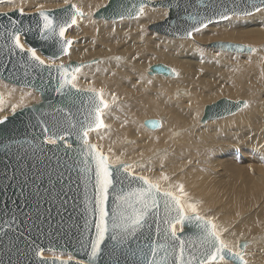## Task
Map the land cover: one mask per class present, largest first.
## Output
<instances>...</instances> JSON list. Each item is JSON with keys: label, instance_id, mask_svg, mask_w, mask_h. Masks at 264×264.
Wrapping results in <instances>:
<instances>
[{"label": "water", "instance_id": "obj_1", "mask_svg": "<svg viewBox=\"0 0 264 264\" xmlns=\"http://www.w3.org/2000/svg\"><path fill=\"white\" fill-rule=\"evenodd\" d=\"M6 1L8 0H0V3ZM253 4L260 9L264 8L259 0H109L108 4L93 16L106 20L135 18L139 16L141 5L160 6L169 10L168 16L159 24H155L154 29L170 37L190 38L197 28H204V24L226 20L222 18L225 15L228 19L233 15L247 16L257 12L252 7ZM73 5L78 8L70 2L54 9L0 11V80L33 89L41 97L38 102H31L0 120L3 122L0 123V229L7 231V235L0 231V264H41V261L45 264H91L89 250L83 245L95 239L98 215L90 212L89 208L95 209L93 201L96 188L94 172L82 171L84 165L81 163L80 151L86 146L77 137L81 125H87L91 120L90 113L94 112L95 104L99 103L100 98L96 97L94 102L90 89L77 86L74 80H71V84H75L74 88L71 84L61 88L64 73L58 69L61 66L67 69L68 78L71 79L85 62L72 60L62 64H50L43 57L57 60L70 53L72 38L67 34L81 17L76 15V23H71L69 12L73 11ZM41 12L50 14L56 23L66 21L70 25L66 27L64 37L57 35L49 40L40 38L39 30L43 25ZM85 16L84 13L82 17ZM15 31L20 32V43L24 45L25 50L35 49L36 54L44 60L43 65L34 61L27 51L21 52L19 48L14 47L10 34ZM189 32L191 35H188ZM62 41H71L64 51H61ZM202 46L239 54H253L257 51L253 46L223 40L203 43ZM150 71L152 74L168 77L176 75L173 69L164 63L152 65ZM243 102L247 101L223 97L208 104L205 106L201 122L234 115L244 108ZM102 109L100 119L103 120ZM151 122H158L159 126L153 127ZM145 125L156 129L161 126V122L159 119H148ZM45 128L50 131L44 132ZM53 133L64 136V140H57L56 144L47 143V137ZM87 139L90 144L96 145L97 151L108 158L110 165H121L112 163L109 156L96 143L90 141L89 136ZM129 173L131 175L124 179L123 184L116 186L115 193L109 190V209L113 205V196L118 194L121 188L128 192L143 186L142 182L133 179L142 175L132 171ZM163 191L169 190L161 189V192ZM37 207L41 220H45L47 216L44 212L46 208L52 209L51 216L46 220L43 232L29 233L25 231V228L31 227L28 217L36 219ZM153 211L155 215H150L146 227L137 233L138 243L137 238L120 243L106 238L101 245L103 253L96 264H138V259L132 252L143 248L149 238L163 242L165 230L169 228L166 221L174 217L175 212H172L171 216L166 215L162 199L159 208ZM13 220L15 223L12 229L8 230L4 222ZM175 227L177 236L199 255L203 249L197 239L199 230L194 223L186 224L183 230L179 224ZM20 232H23V236L16 239ZM26 240L35 241L39 245L40 255L29 250L25 245ZM245 243L247 245L249 241L241 240L239 243L242 249ZM47 252L62 253L70 257L48 255ZM239 253L243 255L246 252ZM225 259L232 264H241L239 260H232L231 257L226 256ZM217 262L221 261L212 263Z\"/></svg>", "mask_w": 264, "mask_h": 264}, {"label": "bare ground", "instance_id": "obj_2", "mask_svg": "<svg viewBox=\"0 0 264 264\" xmlns=\"http://www.w3.org/2000/svg\"><path fill=\"white\" fill-rule=\"evenodd\" d=\"M108 1L109 0H107L106 4L102 7L106 6ZM6 2L12 3L15 7L4 11L14 9L36 11L40 8L43 10L42 7H45L44 9H54L73 2L85 13L86 16L79 17L77 23L68 31V37L72 38L71 54H68L69 56H65V58H60V60H53L46 56L43 57L47 63L50 64L67 63V59L72 55H77L81 58L85 57L87 54L86 49L83 50L84 45L81 44L80 38L86 36L90 37L93 42L106 44L100 45V54L97 53L96 56L88 59L75 60L85 62V64L79 70L80 73L77 72L75 75L76 78L74 81L79 87L84 86L80 83V79L84 72L90 71L92 72L97 85L105 86L104 89L93 88L95 90L98 89L97 91L102 93V98L108 104L107 108L102 109L103 127H105L106 124L104 118L106 119L109 111L113 108L112 106L115 104L119 106L123 103L121 102V97L123 95L125 98L129 99L128 101H131V103L137 106L133 112L128 113V121L124 122L125 127L122 126L124 123H120V121L118 123V121H115L114 124H111L106 129L100 127L93 129L88 133L89 139L94 133H98V135L104 138L102 143H99L100 149L102 150L103 147H105L109 150L106 152L102 151L110 154L109 160L112 163L131 165L129 171L136 174L143 176V174L139 173V169L141 171L149 170L157 163L161 161H170L171 159L174 160L175 157L180 160L176 165L178 167L175 170V173H178L179 169L184 164H188V161L192 158H199L200 160L204 158V162H210L207 157L205 158L208 153L205 154L204 147L207 144V140L205 139L209 140L208 137H211V135L197 136L196 134L201 132V128L198 127L189 132H184L179 137L175 138H171V135L175 134L179 129L189 127L192 123L199 124V121L197 122V120H199L200 116L202 118V110L205 109L203 108L204 101L211 97H215L218 93H225L230 97L236 98L263 96L261 93L262 89H258V85L262 86L264 84V55L260 56L263 59H259L256 55L258 51L253 54L245 53L246 55L239 53L233 54L230 52V54H228L226 52V55L220 57L214 55L212 51L221 54H224L225 52L222 50L218 51L217 49H206V47L204 48L203 46V49L199 48L198 45L196 46L190 39L170 40L168 38H158L155 34L163 35V37H170L165 33L158 32L154 29L155 24H159L168 16L169 10L167 8L155 5H144V14L142 16L139 14V16L135 18L106 20L93 17V15L101 8H99V5L102 3L101 0H8ZM3 3L5 2L0 4ZM126 20L127 22H124ZM249 20H253V22L249 23ZM101 21L108 23L120 21V24L117 23L120 25L119 30L121 33H108V38L104 40L101 39L99 34L95 31V28L100 25ZM126 27L130 28V31L124 32V28ZM148 30L152 32H149ZM192 37L195 39L194 34ZM73 38L75 39V42L73 41ZM154 38L157 39L154 40ZM197 38L202 42L223 40L246 44L253 47L259 45L264 52V8L247 16L233 15L226 20L209 24L208 27L206 26V28L202 29L197 34ZM233 56H241L244 60L240 61V57H237L233 59L238 60H235V62L232 63L223 59H228ZM151 60L162 61L172 65L175 70L172 67L171 68L176 75L174 77H168L161 74L157 75L150 73V67L155 64L154 62H150ZM194 65H199L198 67L200 69L198 67H196V69L195 67L193 68ZM228 69L229 71H226ZM199 70L201 72L203 71V73L209 78H214V80H218V77L222 78L221 81H224L227 86L217 83L216 85L214 84L216 80L213 82V79H202V75L199 77L197 72ZM222 70L224 71L222 74L225 75H223V77L221 75L220 77L219 73ZM216 74H219V76L215 77ZM8 84L0 81V101H2L0 102V120L7 116L4 115V113L10 112L12 114L17 109H20L31 102H38L41 99L40 94L37 95L38 92L37 94L31 92L32 90H30V88ZM183 87L189 88V95H186L187 91L186 89H182ZM30 98L35 99L31 100ZM23 101H25L24 104L19 108H15ZM109 101L112 105H109ZM10 107H13V109L8 111V108ZM244 109L246 108L240 109L239 112ZM10 113L8 115H10ZM161 116L165 117L164 121H162ZM151 117H157L160 119L161 126L158 128L161 129L156 130L157 128L153 129L149 126L146 127L145 122L148 119H151ZM218 120L220 121L221 119ZM254 122L261 127L264 124V113H258L252 108L243 113V115L239 114L235 116L232 122L223 123L220 126L224 129V133L221 134V132H216L213 136L214 146L217 145L215 142L219 141L220 144L217 145L218 147L216 146L217 149L225 145H232L236 148L234 143H239V145L243 143L251 145V141L255 138H263L264 131H258V133L254 132ZM167 148H169L168 151L170 156L166 153ZM152 152L155 153L151 154ZM164 153L166 155H163ZM166 156L168 160H166ZM124 159H132L128 160L132 162L119 161ZM157 169L160 171H157L156 173L146 172L150 175L149 177L147 174L145 175H147L149 179L151 178L153 182H158L161 189L173 191L180 196V194L174 190L162 188L163 186L159 181L161 178L167 177L164 172L168 171L167 169L164 170L163 166L159 164L157 165ZM184 171L186 170L184 169ZM263 171L264 168L258 173H254L255 180H251L246 176L245 178L239 177L240 180L236 179L231 180L230 182L237 185V189L243 190L246 193L251 191L255 193V196H258L260 190H262L261 192H264V189L260 184H252L264 179L262 178ZM182 173H178L180 174V178L178 175L177 179L180 185H183V189L187 191L184 192L187 194L184 200L185 205L191 203L197 205V208L207 205V212L214 213L208 202H204L203 200L200 201L197 198L199 197L198 195L202 197V195L208 194L209 191L206 190L203 192L204 190L202 189L203 191H201V193L198 192L199 194H195L194 196L193 192L195 190L191 187L188 189L186 188L191 182L190 180H187L188 178L192 179L190 177L191 173H186L190 176L182 175ZM166 181L170 183L174 182L173 179L168 177ZM211 195H208L209 197L206 195V200L210 199ZM237 204L238 206H241L239 205L240 202H237ZM186 211L191 213L187 208ZM201 215L204 216L205 214L201 213ZM204 217L213 220L215 223L213 218L208 216ZM263 218L264 206H259V210L249 217L248 224L245 223L246 226L242 225L240 228L239 226L234 228L226 227L227 222L224 219L220 218L219 221L217 220L219 223L217 227L218 231L220 233L223 231L224 234L223 238L222 236H220V238L229 248L236 252L245 251L246 253L243 254L245 261L247 262V259H250V262L246 264H264V259L261 260L259 257L260 253L255 250V248H257L261 250V252H264V234H262L264 233V227H262V224H264V221L262 220ZM178 229H180V226H178ZM242 231H246L252 235H244ZM241 240L249 241L247 247H244L243 249L240 247L239 243ZM47 254L70 257V255L55 252H47ZM222 263L224 264V261H221L220 264ZM228 264L232 263L228 262Z\"/></svg>", "mask_w": 264, "mask_h": 264}, {"label": "snow or ice", "instance_id": "obj_3", "mask_svg": "<svg viewBox=\"0 0 264 264\" xmlns=\"http://www.w3.org/2000/svg\"><path fill=\"white\" fill-rule=\"evenodd\" d=\"M260 4L264 5V0H259ZM256 11L261 9L255 4L252 5ZM73 11L69 12L71 18V23L75 24V16H83L84 13L72 6ZM139 14H143L144 6L141 5L138 10ZM248 14V13H245ZM40 17L43 20V25L39 30L40 38L43 40H49L55 36L64 37L66 27L70 26L66 21L63 23H56L54 17L46 12H41ZM222 18L227 19V16ZM203 23V21H201ZM206 27L207 25L204 24ZM22 31V30H21ZM196 31H199L197 28ZM191 35V32L188 33ZM15 48H19L21 52L27 51L30 57L37 61L40 65L44 64L37 54L35 49H27L22 43H20V32L15 31L10 34ZM71 41L61 42V51H64L67 45H70ZM250 51H255V49H250ZM64 73V82L61 84L63 88L66 84H71V80L75 77L72 76L71 79L68 78V70L64 69L63 66L58 69ZM76 71H79L77 69ZM74 88L75 84H71ZM93 93V100L99 97V103L95 104L94 112L90 113L91 120L87 125H81L80 132L78 134V139L82 141V144L86 148L82 147L80 155L82 157L81 163L84 165L82 171L94 172L95 179V209L89 208L90 212L94 215H98V220L95 223V239L90 241L88 244L83 245L89 250V261L91 264H96V261L101 257L103 249L101 245L104 244L106 238L117 241V243L126 241L130 238H137V233L142 231L147 225V218L150 215H155L154 209L159 208L161 199L163 200V206L165 213L171 216L172 212H175V216L166 222L169 228L165 230V235L163 237V242L158 239L149 238L148 242L143 248H138L137 251L132 252L133 256L138 259V264H212L213 261H224V264H228L225 259L231 257L232 260H239L241 264H246L244 257L239 252H233L223 240H221V233L218 231L217 225L211 219H207L201 216L197 212V205L188 203L185 205L183 202V197L187 194L184 193L183 185L180 186V192L182 195L178 196L171 191L161 192V188L158 182L151 181L148 177L139 176L133 179L142 182L141 187L134 190L125 192L123 188L120 192L113 196L112 208L108 207L109 200V190L111 189L113 193L116 192V186L122 185L124 179H127L129 175V168L131 165L121 164L119 167H113L109 164L108 158L102 155L96 150V145L90 144L88 142V133L93 128L103 127V120L100 119L101 109L107 108L108 104L102 99V93H97L95 89H90ZM2 102V101H0ZM243 107L247 108V102H243ZM0 123H3L0 121ZM153 127H157L158 122H151ZM75 127V125H72ZM44 132H49L48 128L43 130ZM57 140H64V136H57L55 133L47 137V143L56 144ZM115 173V175H114ZM167 179V177H164ZM115 181V183H114ZM90 202V203H93ZM186 208L193 213L189 215ZM44 212L47 213L45 220L40 219V210L37 207V216L33 220L28 217L31 222V227L25 228V231L32 232H43L44 225L48 218L51 216L52 209L46 208ZM111 213V215H110ZM8 230H11L15 221H5ZM196 229H198L197 239L200 243L202 252L197 255V253L186 246L184 240H182L176 233V224L181 225V230L186 224H193ZM3 231V229H0ZM4 235H7V231H3ZM23 236V232H20L16 236V239H20ZM156 236H159V229H157ZM25 245L28 246L30 251H34L36 255H40V247L35 241H25ZM15 246V245H14ZM115 247V246H114ZM247 247V245H244ZM11 250V249H9ZM17 251L19 248L17 247ZM172 258L171 260L169 258ZM203 257V258H201ZM41 264L45 262L41 261Z\"/></svg>", "mask_w": 264, "mask_h": 264}, {"label": "rangeland", "instance_id": "obj_4", "mask_svg": "<svg viewBox=\"0 0 264 264\" xmlns=\"http://www.w3.org/2000/svg\"><path fill=\"white\" fill-rule=\"evenodd\" d=\"M106 1L107 0H101L102 3L99 5V8L102 7L103 5H105ZM12 7H15L12 5V3L5 2L3 4H0V11H4L6 9H11ZM42 8L44 9L45 7H42ZM143 14H144V12H143ZM117 22L119 23L120 21H117ZM117 22L108 23V22L101 21L100 25L95 28V31L99 34V37L104 40V39L108 38V36H107L108 33H112V32H115L116 34L121 33V31L119 30V27H120L119 24L120 23L118 24ZM124 22H127V20ZM248 22L252 23L253 20H249ZM207 27H208V25H207ZM204 28H206V27H204ZM204 28H201L199 31H195L193 33L194 37L197 41L193 37H190V38H171V37H166V36L163 37V35L161 36L158 34H155V35L161 39H165V38H168L170 40H174V39L189 40L190 39L191 41H193L195 43L196 46L198 45L199 48H202L203 43L207 44V43H211L214 41H220V40H211L210 42L209 41L208 42H206V41L202 42L199 38H197V34ZM147 29H148V27H147ZM128 31H130V28H128V27L124 28V32H128ZM148 31L152 32L150 30H148ZM152 36H154V35H152ZM156 39L157 38H154V40H156ZM73 41L75 42V39ZM199 41H201V42H199ZM80 42H81V44L84 45L83 50L86 49V53H87L86 56L81 58L77 55H72L69 59H67L68 62L71 60H82V59H88V58H91L93 56H96L97 53L100 54V49H101L100 45L101 44L106 45L105 43L93 42L90 39V37H88V36L80 38ZM252 45H254V44H252ZM256 48L258 49L257 50L258 53H256V55L259 57V59H263L262 57H260V56L264 55L263 50L261 49V47L259 45H257ZM206 49H208V48H206ZM209 49L210 50H216L213 48H209ZM212 53L214 55H217L220 57L226 55L227 53L230 54L229 52H227V53L225 52L224 54H221V53L216 52V51L215 52L212 51ZM70 54H71V51H70L69 55ZM233 54H236V53H233ZM69 55H67V56H69ZM244 55H246V54H244ZM237 57H240L239 58L240 61L244 60V58H242L241 56H233V57H230L228 59H225L223 57L222 58L224 60H228V61L234 63L235 60H238V59H233V58H237ZM249 57H251V56H249ZM251 58H253V57H251ZM150 62H154L155 64L164 63V64H166V65H168L174 69V67L172 65H170L166 62L156 61V60H154V61L151 60ZM229 63H227V64H229ZM198 66L199 65H196V66L194 65L193 68L195 67V69H196V67H198ZM204 67H206V66H204ZM226 71H229V69ZM197 72L199 74V77H200V75H202V77H201L202 79H210V80L213 79V82L216 80L214 82V84L217 83L220 85L222 84L224 86H227L224 81H221L222 78L218 77L219 74H220V77H221V75H222V77H223V75H225V74H222V72H224L223 70L220 71V73L218 75L217 74L215 75V77H218V80L217 79L214 80V78H209L207 75H205L203 73V71L201 72L199 70ZM0 81H2V80H0ZM2 82L5 84H8L4 81H2ZM74 83H75V81H74ZM80 83L82 85H84V86H82L84 88H89V89H91V88L92 89L93 88L104 89L105 88V86H98L97 85V83L94 80V76H93L92 72H90V71H86L82 74V77L80 79ZM88 84H90V85H88ZM263 85L262 86L258 85V89L259 88L262 89L261 93L263 94V96H261V97L249 96V97L236 98V97H230V96H228V94H225V93H223V94L218 93L215 97H213V98L211 97L210 99L205 100L203 108H205L206 105L214 103L223 97H227V98H230L233 100H239V99L247 100L249 105L246 109H244V110H242V111H240L234 115L222 118L220 121L219 120H213V121L210 120L209 122L207 121L206 123H202V122L200 123V121H201V116H200L199 120H197V122L199 121V124L198 123H192L189 125V127H186L184 129H179L176 131L175 134L171 135V138L179 137L182 133L189 132V131L194 130L195 128H198V127L201 128V132L197 133L196 134L197 136L200 137L202 135H207V134L211 135V137H208L209 140L205 139V140H207V144L204 147L205 151L203 149L205 154L208 153L209 156L207 155V156H205V158L207 157V159H209L210 162H204V158L201 160L199 158H196L197 160L195 158H192L191 160L188 161L189 162L188 164H184L183 165L184 167L182 166L179 169L178 173L183 172L182 175H185V176L191 175L190 177L192 179H190V178L187 179L188 181L190 180L191 182L188 185V187H186V188L187 189L189 187L193 188L195 190L193 192L194 196H195V194L198 195L199 194L198 192L201 193V191H203V190H204L203 192H205L206 190L210 192V193L208 192V194H206L207 196L208 195L210 196L212 193L211 198L208 200H206V198H207L206 195H202V197L200 195H198L199 197H197V196L196 197L200 201L203 200L204 202H208L209 206L211 207V210L214 211V213L207 212V208H206L207 205L202 206V207H198L197 212H200L198 214L203 213V214H205L204 216H208V217L213 218L215 220V224L217 225V227H218V224H219L218 221L220 218L224 219L227 222L226 227L234 228V227L239 226V228H240L242 225L246 226V224H248L249 217L252 216L255 212H257L259 210V206H264V192H261L262 190H260V193L258 194V196H255L254 192L250 191L249 193H246L243 190L237 189V185H235L233 182H230L231 180L239 179V177L245 178L246 176H248L251 180L256 179L254 173L255 172L258 173L262 168H264V137L263 138H255L254 140L251 141V143H252L251 145H248L245 143L239 145V143H234L236 148L232 145H225V146H222L221 148L217 149L216 146L218 144H220V142L219 141L215 142V144H217L216 146H214V142H213V136L216 134L217 131H218L217 133H219V132H221V134L224 133V129L221 128L220 125H222L223 123L232 122L234 120L235 116H237L239 114L243 115V113L247 112V110L252 109V108H254L258 113H261V112L264 113V90H263L264 88H263ZM182 89H186V91H187L186 95L190 94V90L188 87H183ZM30 90H32L31 92H35V91H33V89H30ZM97 90L98 89H96V91ZM35 94H37V92H35ZM37 95H39V93ZM30 99L34 100L35 98H30ZM26 100H28V99H26ZM128 100L129 99L125 98V96L123 95L121 97V102H123V103L119 106L117 104L112 106L113 108L109 111L108 116L106 117V119L104 118V121L106 124H105V127H103V129L108 128L111 124H114L115 121H118V123H119V121H120V123H124V122L128 121V117H127L128 113L133 112V110L137 108V106H135L133 103H131V101H128ZM24 102L25 101L18 104L15 108H19L22 104H24ZM110 104L112 105V103H110V101H109V105ZM12 109H13V107H10V108H8V111L12 110ZM202 111H203L202 112V116H203L204 109ZM9 113L10 112H6V113H4V115H8ZM157 117H154V118L151 117V119H156ZM157 119H159V118H157ZM161 119H162V121H164L165 117L161 116ZM122 126L125 127V123L122 124ZM159 129H161V128H157L156 130H159ZM253 129H254L255 133H258V131H264V124L261 127H259L254 122L253 123ZM99 130H101V129H99ZM96 131H98V130H96ZM93 132H95V131H93ZM90 139L92 142L96 143L97 146L99 145V143H102V140H104V138H102L100 135H98V133H94L93 135H91ZM98 147L100 148V145ZM168 149L169 148H167L166 153L169 154ZM102 150L105 152L109 151L105 147H103ZM153 153H155V152H152L151 154H153ZM106 154H108V156L110 157L109 153H106ZM174 154H175V152H174ZM163 155H166V154L164 153ZM168 156H170V154ZM141 157H143V156H141ZM141 157H139V158H141ZM207 159H205V160H207ZM128 160H132V159H124V160H119V161H128ZM166 160H168L167 156H166ZM179 161L180 160H178L176 157L174 160L171 159L170 161H161V162L157 163L154 167L150 168L149 170L141 171L139 169V173L143 174V175L147 174L146 172L156 173L157 171H160L159 169H157V165L159 164V165L163 166L164 170L167 169V171H168V172H164V173L167 175L168 178L173 179L174 182L170 183V182H167L166 179L161 178V180L159 182L163 186L162 188L174 190L175 192L182 195L180 192V186L181 185L177 179L178 175H179L178 177L180 178V174H178L177 172H176L177 174L175 173V170L178 167L176 165ZM128 162H132V161H128ZM185 167H188V168H185ZM184 169L186 171H184ZM186 173H189L190 175H188ZM147 175H148V177L150 176L149 174H147ZM147 175H145V176H147ZM198 175H200V176H198ZM262 178H264V171L262 173ZM191 183H192V185H191ZM255 184H260L264 189V179L259 181V182H255L252 185H255ZM238 190L240 193L238 192ZM184 192H187V191L184 190ZM200 197H201V199H200ZM203 198H205V199H203ZM184 200H185V196L183 197V202H184ZM237 202H240L239 205H241V206H238ZM262 220L264 221V218ZM262 227H264V224H262ZM242 232L244 235H252L251 233H247L246 231H245L246 233L244 231H242ZM262 234H264V233H262ZM223 235L224 234L222 231L221 232L222 238H223ZM255 250L260 253L259 257L261 260H263L264 259V252H261V250H259L257 248H255ZM249 262H250V259L248 258L246 263H249ZM220 263H217V264H220Z\"/></svg>", "mask_w": 264, "mask_h": 264}]
</instances>
